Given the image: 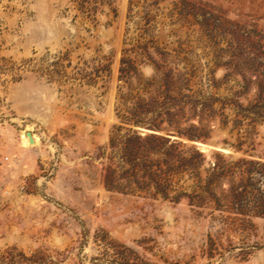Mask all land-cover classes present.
Here are the masks:
<instances>
[{
    "label": "rangeland",
    "instance_id": "374dc122",
    "mask_svg": "<svg viewBox=\"0 0 264 264\" xmlns=\"http://www.w3.org/2000/svg\"><path fill=\"white\" fill-rule=\"evenodd\" d=\"M157 67L229 116L206 143L171 136L205 160L168 199L118 142L148 133L122 116L163 100ZM242 115L264 151V0H0V264H264V168L207 185L214 152L253 158L223 143Z\"/></svg>",
    "mask_w": 264,
    "mask_h": 264
},
{
    "label": "trees",
    "instance_id": "16d2710c",
    "mask_svg": "<svg viewBox=\"0 0 264 264\" xmlns=\"http://www.w3.org/2000/svg\"><path fill=\"white\" fill-rule=\"evenodd\" d=\"M146 47V46H144ZM156 74L161 76V94L163 100L158 102L154 99L147 105H137L131 113L134 115H145L150 118L134 119L129 116H122L123 123L132 124L135 127H140L152 132L140 134L136 130H128L118 142L121 145V152L125 158V162L130 164L132 182L140 186V183L146 182L148 185H155L153 197L160 195L163 199H168L169 188L173 179L183 174L188 170H192V174L198 178L199 168L203 164L205 157L204 153L200 152L194 145L185 147L178 139H171V136L178 138H186L189 141L206 143L211 138L212 133L217 123V116H224L221 120V129L228 126L229 116L224 113L226 108L225 103L217 109L215 104L220 101L214 93H205L201 88H193L190 77H185V74H177L174 76L172 70L162 71L160 67L156 68ZM176 79V80H174ZM184 81V82H183ZM176 93L181 96L176 98L171 95ZM236 107L242 109L241 105L234 102ZM221 112V113H219ZM219 114V115H218ZM252 122L258 121L257 112ZM238 117V114H237ZM245 116L234 119L232 127L228 130V134L233 138V141L223 140L226 148H232L234 151L249 154L253 158L240 157L236 161L225 163L219 152L212 154L213 160L209 161L212 165L211 177L207 181L210 186L214 182H218L221 177L225 176L226 168L231 169L237 165H251L258 168H264V151L260 150L261 143H255L253 130L245 129L241 132L243 120ZM193 121H196L194 123ZM185 123L184 128L180 125ZM175 126L176 130L170 132L168 128ZM161 131H165L162 134ZM115 145V140H111V146ZM191 153V156L185 157L183 153ZM147 155L146 160L141 159V154ZM160 155V158H151V156ZM231 158V156H228ZM165 166V169L162 168ZM232 165V166H231ZM137 167H144L142 175H138ZM155 167V169H153ZM228 171V170H227ZM259 181H264V173H257ZM128 182V187L130 185ZM116 189V187H110ZM142 188V187H138ZM235 201L242 200V193L232 195ZM178 198H172L173 202H178Z\"/></svg>",
    "mask_w": 264,
    "mask_h": 264
},
{
    "label": "water",
    "instance_id": "95a60500",
    "mask_svg": "<svg viewBox=\"0 0 264 264\" xmlns=\"http://www.w3.org/2000/svg\"><path fill=\"white\" fill-rule=\"evenodd\" d=\"M145 131H146V132H152V131H149V130H145ZM26 137H27L28 142H29L30 144H33V143H34L33 138H32V135H31L29 132L26 133Z\"/></svg>",
    "mask_w": 264,
    "mask_h": 264
}]
</instances>
